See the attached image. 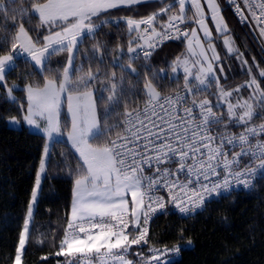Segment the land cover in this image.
I'll list each match as a JSON object with an SVG mask.
<instances>
[{"label": "snow or ice", "instance_id": "6c2138e0", "mask_svg": "<svg viewBox=\"0 0 264 264\" xmlns=\"http://www.w3.org/2000/svg\"><path fill=\"white\" fill-rule=\"evenodd\" d=\"M227 2L241 22L250 17L264 38V0ZM141 4L160 6L139 15ZM122 8L132 14L113 13ZM222 12L219 0H0V87L15 103L18 85L7 81L20 58L43 75L36 81L34 72L21 74L26 104L8 117L45 140L14 264H23L41 176L55 143L70 145L78 157L69 170L72 201L55 252L64 264H171L179 246H153L147 253L141 248L136 259L129 258L133 246L149 244L155 214L173 205L187 215L213 195L264 179V84L235 46ZM34 18L36 28L26 27ZM209 21L227 54L248 66V79L235 88L222 86L217 75V67L221 74L224 68ZM110 25H123L119 39L127 37V51L117 45L108 61L120 70L119 78L115 71L101 78L108 42L98 34L111 36L101 31ZM86 40L95 43L82 51ZM168 40H180L185 51L156 70L151 57ZM141 60L142 86L134 66ZM253 64L264 78L255 58ZM125 74L135 83L126 85ZM181 74L182 89L165 93L163 82L178 83ZM200 93L208 95L197 100Z\"/></svg>", "mask_w": 264, "mask_h": 264}, {"label": "trees", "instance_id": "16d2710c", "mask_svg": "<svg viewBox=\"0 0 264 264\" xmlns=\"http://www.w3.org/2000/svg\"><path fill=\"white\" fill-rule=\"evenodd\" d=\"M159 6L138 5L137 11L139 15H146ZM227 11L228 25L236 46L244 53L246 60L255 58L258 65L264 68L260 48L250 30L239 26L229 8ZM113 13L121 16L132 14L123 8L113 10ZM16 22L19 24V17ZM37 24L38 18H34L31 25L26 23L25 26L35 29ZM123 27L106 26L101 31L110 32L111 36L98 34V39L108 42L105 62L100 65L101 78L104 73L111 74L113 71L116 72L117 78L121 75L120 70L110 67L108 61L112 59L117 45L127 51V37L119 39ZM94 43L93 40H86L82 51L85 48L91 49ZM172 43L164 45L151 57V65L156 70L166 67V64H170L181 53L180 50L173 53L172 49H167ZM178 43L180 45L181 41ZM55 59L61 58H54V61ZM141 63L142 60L134 66L139 68ZM87 67L85 62V69ZM95 69L96 65L93 64V70ZM139 71L142 86L145 70L139 68ZM167 71L170 73L171 69L168 68ZM25 72H34L33 78L36 81L43 80V75H40L38 70L25 64L23 58H20L17 70L9 74L7 81L10 86L13 83L18 85L13 93L16 97L15 103L8 99L6 91L0 87V264H14L19 233L23 227L45 143L41 134L30 132L26 127L13 129L7 125L8 117L18 115L20 104H26L23 93L26 81L21 78V74ZM245 76L235 75L228 85L240 83ZM260 80L264 84V78ZM129 82L135 83V80L125 74V84ZM182 87V76L178 83L173 81L169 85L166 80L163 82L165 93ZM204 95L208 93L199 94L197 98L202 99L200 97ZM120 111H123V107ZM111 119L119 118L113 116ZM50 153L29 228L30 235L23 253V264L65 262V257H57L55 252L67 224V214L70 212L72 201L73 176L69 175V170H75L78 157L66 143H55L50 148ZM62 153L64 155H61ZM148 227L149 244L134 246L133 250L137 252L142 248L143 252L147 253L148 248L153 246H179V258L171 261V264H264V179L258 180L251 192L231 193L210 202L204 210L190 217H181L166 210L153 217Z\"/></svg>", "mask_w": 264, "mask_h": 264}, {"label": "rangeland", "instance_id": "374dc122", "mask_svg": "<svg viewBox=\"0 0 264 264\" xmlns=\"http://www.w3.org/2000/svg\"><path fill=\"white\" fill-rule=\"evenodd\" d=\"M223 10L225 12H228L226 8H224ZM209 24H210V22H209ZM210 28L213 31V37H217V34L215 32L214 26L213 25L212 26L210 25ZM253 37L255 38V40H256V42L258 44V47L260 48L261 58L264 60V38L259 39V38L255 37V36H253ZM214 39H215L214 40V43L216 45L217 52L219 53V55L221 57L222 66L224 68V73L221 74L220 71H219V67H217V75L220 77V82H221V85L222 86H225L226 88L232 89V88H235L237 85L243 84L248 79V76L246 74L247 73V67L248 66H252L253 67L254 73L259 78V76H258V69L253 64V60H249V61L247 60L248 61V66H242L241 61L240 60H237L235 55L229 56L227 54V51H226L224 45L223 44H220V41L223 42V37H217V38H214ZM235 46H236V43H235ZM176 50L177 51L180 50L181 53L179 55H181L185 51V45L183 43H181L179 45V48H176ZM209 55H210V53H209ZM231 59H233V60H231ZM256 64H258V63L256 62ZM240 74L246 75L245 78L243 79V81H241L240 83H238L236 85H228V82L232 81L231 78H233L235 75H240ZM181 76H182V74H181ZM182 78H183V76H182ZM214 91H215V85L213 84V87L211 89H209V92H214ZM202 94L203 93H200V95H202ZM243 94L244 95H247L248 94L247 93V90H245ZM205 96L206 95H204L203 97H200V98L203 99ZM208 98L210 100H212L213 103H215V97L214 96H208ZM7 125L10 128H13V129H20L21 127H26L30 132L38 133V134L43 135L41 132L37 131L35 128L29 127L28 125H26L22 120H21V123L19 125H16V124L10 123L8 121V119H7ZM43 177H44V173L41 176V183H42ZM35 181H36V178H35ZM34 186H35V183H34ZM40 188H41V184H40ZM40 188H39V191H38V196H39ZM30 200H31V198H30ZM35 207H36V204L34 205V210H35ZM34 210H33V213H34ZM26 214H27V211H26ZM25 217H26V215H25ZM31 222H32V218H31ZM30 225H31V223H30Z\"/></svg>", "mask_w": 264, "mask_h": 264}, {"label": "built area", "instance_id": "2783aa9c", "mask_svg": "<svg viewBox=\"0 0 264 264\" xmlns=\"http://www.w3.org/2000/svg\"><path fill=\"white\" fill-rule=\"evenodd\" d=\"M222 1H223V3L225 4V6H227V8H229L230 13L232 14L234 20L238 23L239 26L247 27V28L250 30V32L252 33L253 36H255V37L261 39V37H259V35H258V30H256L255 25H254L253 23L250 22V19H251L250 17H249L248 20H245V21L241 22L239 16H237L236 13H235V11H234V6L231 5V4H229V3L227 2V0H222ZM173 41H175V40H168V41H165V42L163 43V45H162L160 48L156 49V51H158L159 49H161L164 45H166V44H168V43H170V42H173ZM156 51H155V52H156ZM155 52H154V53H155ZM154 53H153V54H154ZM152 56H153V55H152ZM196 99L199 100V98H197V97H196ZM259 123H260V122H259ZM237 131H238V129H237ZM241 167H243V165H241ZM260 179H261V178H257V179L255 180L253 186H252L251 188H249V189H245V188H243L242 186H237V187L232 188L231 191H228V192H222V193H221L220 195H218V196L213 195V196L207 201V203H206L204 206H202L201 208L196 209L193 213H189V214H187V215H185V214H181V213H180V212H179V211H178L173 205H168V207H167L164 211L169 210V211H172V212L178 214V215L181 216V217H185V218H186V217H190V216H193V215H195L196 213H198V212L204 210V208H205L210 202H212V201H214V200H218V199H220V198H222V197H225V196H227V195H229V194H231V193H234V192H244V193H249V192H251V191L253 190L255 184L257 183V181L260 180ZM163 195H165V197H166L167 194H166V193H163ZM164 211H163V212H164ZM160 213H162V212H158V213L155 214L153 217L157 216V215L160 214ZM153 217H152V218H153ZM150 221H151V220H150ZM149 223H150V222H149ZM133 247H134V246H133ZM176 247H177V246H176ZM173 248H175V247H173ZM173 248H168V249H173ZM135 253H136V251H134V250L132 249V255H131L129 258H130V259H136V257H135ZM179 255H180V251H179L178 253H172V254H171V261H174V260H176L177 258H179Z\"/></svg>", "mask_w": 264, "mask_h": 264}, {"label": "crops", "instance_id": "0c3cea01", "mask_svg": "<svg viewBox=\"0 0 264 264\" xmlns=\"http://www.w3.org/2000/svg\"><path fill=\"white\" fill-rule=\"evenodd\" d=\"M219 2H220V5H221V7H222V9H224V8H226L227 9V6H225V4L223 3V1L222 0H219ZM141 5H143V4H141ZM230 11V10H229ZM222 14H223V16H224V18H225V21H226V23H227V25H228V21H227V17H228V12H225L224 10H223V12H222ZM166 18V17H165ZM210 22V21H209ZM210 25H211V22H210ZM212 26V25H211ZM228 28H229V31H230V27H229V25H228ZM230 33H231V31H230ZM252 34V33H251ZM231 36H232V38L234 39V37H233V35H232V33H231ZM214 38H217V37H214ZM215 40V39H214ZM180 40H175V41H173V43H172V45H170L167 49H172L171 51L174 53L175 51H176V48H179V42ZM220 44H223V42L222 41H220ZM171 53V52H170Z\"/></svg>", "mask_w": 264, "mask_h": 264}]
</instances>
